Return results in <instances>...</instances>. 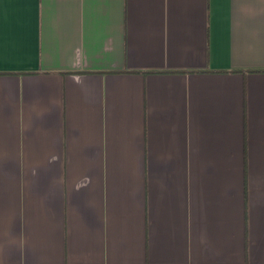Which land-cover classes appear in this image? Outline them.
<instances>
[{"label": "crops", "instance_id": "0c3cea01", "mask_svg": "<svg viewBox=\"0 0 264 264\" xmlns=\"http://www.w3.org/2000/svg\"><path fill=\"white\" fill-rule=\"evenodd\" d=\"M0 12V264H264V0Z\"/></svg>", "mask_w": 264, "mask_h": 264}, {"label": "snow or ice", "instance_id": "6c2138e0", "mask_svg": "<svg viewBox=\"0 0 264 264\" xmlns=\"http://www.w3.org/2000/svg\"><path fill=\"white\" fill-rule=\"evenodd\" d=\"M3 27H4V19L2 12H0V34H2L3 32ZM0 55H2V50H0Z\"/></svg>", "mask_w": 264, "mask_h": 264}]
</instances>
